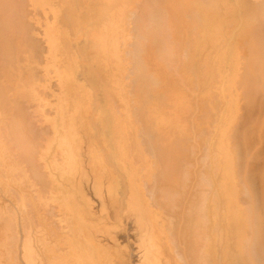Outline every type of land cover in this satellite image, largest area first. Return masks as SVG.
<instances>
[{
    "label": "bare ground",
    "instance_id": "6f19581e",
    "mask_svg": "<svg viewBox=\"0 0 264 264\" xmlns=\"http://www.w3.org/2000/svg\"><path fill=\"white\" fill-rule=\"evenodd\" d=\"M0 264H264V0H0Z\"/></svg>",
    "mask_w": 264,
    "mask_h": 264
}]
</instances>
